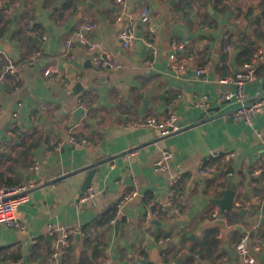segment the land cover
I'll list each match as a JSON object with an SVG mask.
<instances>
[{
	"label": "crops",
	"instance_id": "obj_1",
	"mask_svg": "<svg viewBox=\"0 0 264 264\" xmlns=\"http://www.w3.org/2000/svg\"><path fill=\"white\" fill-rule=\"evenodd\" d=\"M1 1L0 113L9 111L12 117L0 128V182L35 186L19 207L25 231L0 224V264H54L55 250L56 264H101L107 258L110 264H240L234 246L245 235L256 264H264V187L259 173L264 108L252 124L226 115L209 119L239 105L235 97L222 99L235 85L220 79L233 77L255 52L264 55V0H222L228 7L224 11L222 5L215 7V0H160L158 10L147 0H124L127 12L120 23L115 22L118 0ZM145 7L151 9L146 24L139 20ZM131 20L138 30L131 47L125 48L119 33ZM85 22L95 24L88 35L121 61L120 69L94 68V53L73 36ZM228 32L231 52L223 45ZM150 34L159 49L156 57L145 43ZM174 41L192 51L202 44L199 57L183 75L168 65ZM37 52L38 60L29 62ZM10 62L17 64L18 78L7 74ZM205 62L209 70L196 77L195 69ZM50 67L54 70L46 75ZM263 78L264 58L257 81L247 85L249 101L264 98ZM199 95L220 108L200 123L204 111L190 105ZM80 102L87 109L78 114ZM18 110L20 116L14 119ZM170 114L177 115L180 126L171 135L137 125L147 116L165 119ZM71 134L88 142L56 151ZM30 145L35 147L28 150ZM167 150L174 156L163 160ZM37 162L39 173L32 169ZM201 162L219 172L201 176ZM99 163L102 171L89 188L94 196L80 204L86 172L79 170ZM173 175L180 176L175 196L168 184ZM132 188L137 195L123 208L130 223L120 221L118 230L116 224L99 225L102 215ZM226 189L235 193V208L223 215L213 199L223 198ZM170 202L177 212L167 209ZM216 208L219 217L207 222ZM49 223L77 231L70 248L60 247L59 237L48 231ZM160 239H167L165 255ZM257 243L261 248L256 251ZM155 249L159 262L152 260Z\"/></svg>",
	"mask_w": 264,
	"mask_h": 264
},
{
	"label": "built area",
	"instance_id": "obj_2",
	"mask_svg": "<svg viewBox=\"0 0 264 264\" xmlns=\"http://www.w3.org/2000/svg\"><path fill=\"white\" fill-rule=\"evenodd\" d=\"M120 3L119 14L115 18L116 23L122 22L126 12L127 5L124 0H118ZM3 2L0 0V8L2 7ZM151 19V9L150 7L143 8L140 14V23H148ZM95 27V24L85 22L75 31L74 37L75 40H79L81 44L94 53L92 63L94 68L99 71H109V70H118L122 67L121 61L113 56L108 51L104 50L100 43L93 40L89 35L90 32ZM138 30V26L133 20L125 23L121 29L119 36L122 40V45L125 48L131 47L134 40L136 39V33ZM73 43V40H68L67 44L70 47ZM146 45L148 46L150 53L156 57L159 53L158 46L154 41L153 34H150L149 37L145 40ZM201 45H199V49L192 51L187 48V45L184 42L174 41L171 45V51L168 56V65L174 71L176 75H183L189 71L191 65L194 61L199 57V52ZM223 45L226 51L231 52L234 48L232 43V36L228 32L223 36ZM71 48V47H70ZM40 57V52H37L30 56L29 62H35ZM264 58L263 51L259 50L254 53L251 60L246 62L243 67L237 71V73L233 77H226L220 79L221 82H231L235 85V90L233 92H226L222 95L223 100H231V98L235 97L239 102V105L234 110H226V116L231 118L233 121L243 120L248 124L253 123V117L257 113L261 112L264 108V98H261L255 102L249 101L250 97L246 92L247 85L250 83H254L258 79V70L259 66ZM210 68V64L208 62L202 63L195 69V76L199 77L205 72H207ZM53 68L50 67L45 71L46 75H50L53 72ZM7 74L13 76L14 78H18L19 68L16 63L10 62L6 69ZM21 103H19V108L21 107ZM190 105L192 107L201 108L206 114L211 112L213 109L212 104L209 102L205 95L196 96L193 100H191ZM80 106L84 109L87 107L80 102ZM2 108L0 107V112ZM20 111H16L13 116L14 119L19 118ZM138 126H148L151 128H156L161 131L162 135H168L172 132H176L180 129L178 124V118L176 114H170L165 119H160L157 116H147L143 120H140L137 123ZM87 139L84 137H78L74 134L69 135L65 142H63L60 146L58 145L55 150L59 151L62 145H78L82 143H87ZM173 153L169 150L164 152L163 160H169L173 158ZM235 156L234 152L229 154L230 158ZM259 157L262 161V168L259 170V173L262 175L263 187H264V148L259 151ZM158 161L156 165H161L162 161ZM32 169L36 173L40 172V164L37 162L32 166ZM197 171L201 176L204 177H213L215 176L219 170L214 165H207L205 162H201L197 166ZM179 175H173L169 179V192L171 196H175V190L177 187V183L179 181ZM39 181L37 184H39ZM35 185L32 183H24V184H3L0 182V224L12 227L18 230L19 232H24L26 229V224L23 222L20 216L19 207L23 203L28 200L29 191ZM89 191V190H88ZM137 195L136 189L127 190L124 196L117 202L115 206V214L108 222L109 225L113 226L117 223V221H123L124 223H130V218L126 217L123 213V208L126 203L131 200L134 196ZM94 196V191L90 189L89 192L83 194L79 198V203L82 204L84 202L90 201ZM250 204V202H247ZM237 205H242V203L237 202ZM169 206L175 212H177L175 204L170 202ZM219 217V210L216 208L213 213L206 219L207 222L215 221ZM151 213H148L146 216V221L150 222ZM48 231L50 234H56L59 237V244L62 248H70L72 245L71 238L77 232L74 229H65V228H56L53 224H48ZM167 239L158 240V244L163 248V254H167L169 252V246L166 244ZM235 252L238 256L240 264H256V258L252 254V251L249 247V237L248 235L243 236L239 242H237L234 246ZM261 245L255 244L254 249L260 250ZM181 253V251H180ZM58 258V251L55 250L51 255V260L54 264H56ZM101 264H110V260L107 258Z\"/></svg>",
	"mask_w": 264,
	"mask_h": 264
},
{
	"label": "water",
	"instance_id": "obj_3",
	"mask_svg": "<svg viewBox=\"0 0 264 264\" xmlns=\"http://www.w3.org/2000/svg\"><path fill=\"white\" fill-rule=\"evenodd\" d=\"M149 1L152 6L155 8V9H159L160 5H161V2L160 0H147ZM175 1L177 0H171V3H174ZM264 87V78L262 80V88ZM262 96V95H261ZM261 98V97H260ZM213 111H219L220 108L217 107V108H212ZM84 111V109H79L78 110V114L82 113ZM226 111L225 112H219L215 115H212L209 117V119H214V118H217L219 116H223V115H226ZM204 116H206V112H202L200 115H199V123L201 121H204L206 118H204ZM12 117V114L11 112L9 111H3L2 113H0V128H3L4 125H6L7 122H9V120L11 119ZM230 120H232L231 118H229ZM193 125L189 126V127H192ZM174 133V132H172ZM172 133L168 134V135H171ZM75 145H69L68 146V149L70 150H73L75 149ZM95 165H98L97 167H95ZM102 170H101V166H100V163L99 164H92V165H88V166H85L83 168H81L79 170V172H86V175H85V179L83 181V184H82V192L83 193H87L90 186L92 185L94 179H95V176L100 173ZM55 181V180H53ZM51 181V182H53ZM224 196L223 198H216V199H213V203L216 204L219 208H220V213L224 215V213L228 210H232L235 208V203H234V191L231 190V189H226V190H223L222 191ZM155 209V206H153V210ZM167 209L170 210L171 207L170 206H167ZM262 209L264 210V202L262 204ZM120 220L117 221L116 223V229L118 230L119 227H120ZM80 234L78 233L77 236H79ZM152 260L154 262H159V256H158V250L155 249L153 251V257H152Z\"/></svg>",
	"mask_w": 264,
	"mask_h": 264
},
{
	"label": "trees",
	"instance_id": "obj_4",
	"mask_svg": "<svg viewBox=\"0 0 264 264\" xmlns=\"http://www.w3.org/2000/svg\"><path fill=\"white\" fill-rule=\"evenodd\" d=\"M212 2H213L212 0H206L204 4H209V3H212ZM217 5H222L223 6V9H222L223 11L228 8L227 4L223 3L222 0H215V7H217ZM34 147H35V145H30L28 147V150H31ZM146 201L149 202L150 198H147ZM114 214H115V207H113L110 210L106 211L102 215V217L100 218L99 225L104 226V225L108 224V222L114 216ZM147 264H152V263H147Z\"/></svg>",
	"mask_w": 264,
	"mask_h": 264
}]
</instances>
